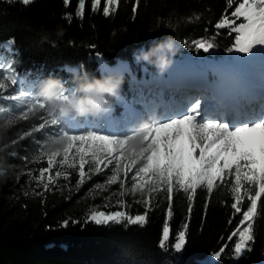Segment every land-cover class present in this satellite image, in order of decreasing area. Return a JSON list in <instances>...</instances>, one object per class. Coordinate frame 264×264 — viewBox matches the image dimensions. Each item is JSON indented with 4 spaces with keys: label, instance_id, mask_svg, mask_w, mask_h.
Instances as JSON below:
<instances>
[{
    "label": "trees",
    "instance_id": "1",
    "mask_svg": "<svg viewBox=\"0 0 264 264\" xmlns=\"http://www.w3.org/2000/svg\"><path fill=\"white\" fill-rule=\"evenodd\" d=\"M135 3L136 0H120L116 11L105 16L104 0L95 11L92 0H85L83 16L78 17L79 0H69L67 6L64 0H33L27 6L20 0H0V63L18 80L42 74L37 93L44 81L54 78L63 89L73 86L68 97L79 98L85 95L79 90L80 83L103 77L97 53L114 67L119 60L130 62L134 52L147 50L165 36L174 37L176 43L208 37L219 50L217 59L232 60L224 50L235 34L230 36L228 29L215 27L226 14L227 0H139L134 13ZM235 6L234 2L228 14ZM81 64L84 70L79 68ZM69 68L75 71L69 72ZM145 74H156V70L151 66ZM126 75L127 72L118 98L131 100ZM14 89L22 90L13 86L0 92V109L16 108V102L2 98ZM6 116L0 111V122ZM34 123L35 120L24 121L18 128L27 130ZM10 136L5 134L0 139V166L6 170V177L0 179V264H264V197L258 202V214L253 220L254 239L239 256L235 253L238 237L228 240L241 219V214H234L231 208L233 193L228 185L215 189L211 196L204 188L198 189L190 214L187 194L174 191L173 215L169 218L167 193L159 191L152 196L150 207L133 204L126 209L132 216L146 213L143 225H129L126 220L98 225L88 216V209L99 204L98 200L56 205L39 200L26 206L16 200L25 178L34 179L39 169L47 167V159L37 158L39 152L33 140L41 139L39 135L2 147L9 144ZM23 167L31 175L23 173ZM54 167L60 169L58 164ZM76 169H68L71 185L78 179ZM118 187L113 185L111 189ZM247 206L245 200L242 211ZM98 209L105 208L99 205ZM165 222L170 238L161 248L159 240ZM180 230L186 232V239L177 252L173 245ZM221 248L225 250L218 258L215 254Z\"/></svg>",
    "mask_w": 264,
    "mask_h": 264
},
{
    "label": "snow or ice",
    "instance_id": "2",
    "mask_svg": "<svg viewBox=\"0 0 264 264\" xmlns=\"http://www.w3.org/2000/svg\"><path fill=\"white\" fill-rule=\"evenodd\" d=\"M20 2L27 6L33 0ZM68 2L64 0L65 6ZM234 2L236 6L228 14V8H232ZM119 3L120 0H104L103 14L109 16L115 12ZM100 4L101 0H92V10L95 11ZM138 4L139 0H136L134 13ZM84 7L85 0H79L76 12L78 17L83 16ZM225 13L215 25L218 30L228 29L230 36L235 34L231 45L224 50L225 55L246 57L258 49H264V0H227ZM67 18L70 20L71 15ZM184 46L197 57H201V53L203 57H210L213 52L219 51L208 37L185 41ZM96 56L99 60V53ZM79 68L84 70L85 66L81 64ZM100 68L103 73L113 72L103 60H100ZM67 70L75 71L71 68ZM128 74V91H135L136 95L132 97V103L125 100L120 105L124 111L118 117L112 110L98 116L89 115L77 119L61 117L58 113L47 111L46 98L37 95L42 74L32 79L11 80L13 86H19L22 90L3 98L19 103L12 111L8 108L0 111L7 114L4 123L10 125L19 121H36L20 134V139L35 135L41 137L39 140L34 139L33 143L37 145L39 157H46L47 167L39 169L37 183H42L47 189L49 183H55V179L63 175L60 171L55 176L49 174L57 162L61 167L69 169L78 167L81 185L86 179H91V175L110 170L111 175L106 180L108 185L118 184L121 196L145 194L143 203L147 206H150L154 193L166 191L169 218L173 215L171 202L174 191L187 194L190 214L198 189L204 188L211 196L215 189L228 185L233 193L231 208L234 214H241L239 224L228 236V240L238 237L235 253L239 256L254 239L253 220L258 214V202L264 197V92L259 97H251L243 105L229 106L217 98L211 85L204 88L192 86L195 94L186 97L175 109L164 107L159 112L163 100L147 98L148 94L143 87L133 85L130 70ZM228 76L236 79V74L227 71H222L217 79L223 81ZM151 79L147 74L135 77L137 85ZM3 88L5 85L0 84V89ZM73 90V86L65 87L58 99L66 100ZM105 115L109 120L102 126L87 124L77 127L78 124L96 121ZM145 121L148 127L143 135V150L130 156L126 152L128 141ZM49 137H62L66 140L62 152L46 151L44 142ZM18 142L12 141L13 144ZM86 165L88 172L85 171ZM130 173L131 186L128 187ZM45 177L47 183L44 182ZM245 200L248 206L242 211ZM118 203L122 206L124 202L121 200ZM89 219L98 225L125 220L129 225H143L146 223V213L131 216L122 210L94 211ZM169 238L170 229L165 222L159 246L164 248ZM185 239L186 232L180 230L173 245L177 252L184 247ZM224 250L221 248L215 255L219 258Z\"/></svg>",
    "mask_w": 264,
    "mask_h": 264
},
{
    "label": "rangeland",
    "instance_id": "3",
    "mask_svg": "<svg viewBox=\"0 0 264 264\" xmlns=\"http://www.w3.org/2000/svg\"><path fill=\"white\" fill-rule=\"evenodd\" d=\"M176 45H177V50H176V54L173 57L172 65L163 74L166 75V73L167 74L172 73V74H174L175 80L178 79V77H181V78L183 77V79H184L185 77H188V74H189V77H188L189 82L190 81L192 82V80H195V82L197 84L198 83L202 84L203 82H205L206 75H207L206 69L208 66L205 64H202V63H204V62L207 63V61H209V59L215 58L217 56L218 51L213 52L210 57H200L198 59L194 58L193 62H191L190 57H195V56H193L191 53H189L185 49L184 43H176ZM144 50H146V49H144ZM199 59H201L200 63L202 64L200 66H198L199 64H197L198 63L197 61ZM120 61H122V60H119L118 62H120ZM195 61L197 62L196 64L194 63ZM118 62L114 67L109 66L105 62H104V64L107 66V68L112 69L113 72H120V73H123V75H125L126 72H128V70H130V71L132 69L135 70L136 74L134 75L132 83L134 86L143 87L141 85L142 82L139 85L136 84L135 77L137 75H143L146 72H148V69L152 65L135 62L134 61V55H133L132 60L130 62H128V61H126V62L123 61L120 63H118ZM225 62L226 63H224V64L240 65V66L247 65V64L251 65V63H254L253 66H255L256 68H257L256 64H259L264 68V63H261V62H264V49H258L246 57L232 56V60L227 59ZM98 63H99V72L102 76H106V75L113 73V72H109V73L101 72L100 62L98 61ZM0 65H3V64L0 63ZM208 72H209V68H208ZM156 74H158L157 71H156ZM245 74H246L245 70L243 69V74H242L243 80H245V78L248 77V76H245ZM262 74H263L262 80H258V82H252V81L251 82L257 83L259 86L264 85V77H263L264 71L262 72ZM13 78L14 77L8 71V67L6 65H3V67L0 68V84H4L5 88L0 89V92L6 88H9V90H10V88L13 87V85L11 84V80ZM232 81L234 82L233 79H232ZM126 83H127V88L129 89V83H130L129 74L126 78ZM246 83H248V82L246 81ZM233 84L234 83H232V88L235 86ZM237 85L238 84H236V86ZM226 88L227 87H225V89ZM18 91H20V90L14 89L11 94L10 93L9 94L4 93L3 97L6 95L16 94ZM131 93H132V96L136 95L135 91H133ZM189 95H191V94H185L184 97L186 98ZM169 97L172 100V104L170 105L169 102L168 103L166 102L164 107H171L172 109H175L177 105H181L182 102L185 100L184 98L176 99L174 94H170ZM131 101H132V98H131ZM16 103L18 104L19 102H16ZM115 105H120V104L118 102L117 104L115 103ZM163 109L160 108L159 112H162ZM75 115H76L75 112H73L67 116H62V117H68V118L70 117L72 119H76V118H74ZM82 116H89V115H82ZM6 118H7V116L4 117V119L0 122V124H3L4 121L6 120ZM108 120H109V118L107 117V115H105L104 117H102L100 119V121L99 120H96V121L89 120L88 122H84L83 124H78L77 127L87 126V124H96L97 126H102L104 124V122H107ZM22 122H24V121L16 122L14 125H11L7 129L5 134L11 135L10 136L11 140L9 141V144H7L6 146L3 145L2 147L5 148L9 145H12L13 140H18V141L20 140V134H22L25 131L23 128H18V125H20V123H22ZM121 127H122V124H121ZM37 158L41 159L39 157V154L37 155ZM57 164L59 165L58 162H57ZM68 169L69 168H67V167H61V166H60V169H57L56 167H54L49 174L55 176V173L57 171H60L63 173V175L59 178H56L55 183H49L47 189H45L43 187L42 183H37V179L39 177V174L37 176H35L34 179L25 178V182L23 184H21L19 189H18L19 195H18L16 200L22 206L34 204L36 201H39V200L42 202H46L50 205H56V204H60L62 202H67V201H69V202L73 201L74 203H83V202L88 201V200H90V201H97L98 200L100 202L99 204L92 205L88 209V216L89 217L92 214V212H94V211L111 212V211L122 210V211L126 212V209L131 208L133 204H139L140 206H144V207H150L151 206V202H150V206H147L143 203V200L145 198V194L137 193L136 195L128 194L126 196H121L120 195V187L111 189V186H113V185H108L106 183L107 177L109 175H111L110 170H106L105 172L100 173V174H96V175L90 174L91 179H86L85 183L83 185H81V184H79V175H78V167H77L76 175L78 176V179L76 180V182L74 184L71 185L69 183L70 172L68 171ZM29 171L30 170L25 169V167L22 168V172L25 174H28ZM85 171L88 172V165L85 166ZM131 175L132 174L130 173L129 174V180L127 183L128 187L131 186V180H130ZM65 176L67 178H65ZM44 182L47 183L46 177L44 179ZM97 185H99V187H97ZM152 196H155V193ZM16 200L13 201L10 209L13 208V205L16 203ZM121 200L124 202L122 206L119 205V203H118ZM99 205L103 206V208H105V209H103V210L98 209ZM128 215H130V214H128ZM14 217L22 218L21 216H17V215H14Z\"/></svg>",
    "mask_w": 264,
    "mask_h": 264
},
{
    "label": "clouds",
    "instance_id": "4",
    "mask_svg": "<svg viewBox=\"0 0 264 264\" xmlns=\"http://www.w3.org/2000/svg\"><path fill=\"white\" fill-rule=\"evenodd\" d=\"M177 45L175 38L165 36L163 39L153 43L147 50L140 49L134 52V61L152 65L158 74L165 73L173 62ZM126 62V61H125ZM120 63V62H118ZM124 75L120 72H113L102 78H93L79 84V90L85 93L77 98L75 95L69 96L66 100L58 99L63 90V85L58 79L48 78L43 82L37 95L45 97L47 111L59 113V116H67L73 112L76 115L98 116L112 109L114 101L120 96ZM11 125L0 124V139ZM148 125L143 122L136 134L128 141L126 152L132 155L134 152L143 150V135ZM46 151L50 153L62 152L66 140L62 137H49L45 142ZM6 146V145H5ZM6 177V170L0 166V179Z\"/></svg>",
    "mask_w": 264,
    "mask_h": 264
},
{
    "label": "bare ground",
    "instance_id": "5",
    "mask_svg": "<svg viewBox=\"0 0 264 264\" xmlns=\"http://www.w3.org/2000/svg\"><path fill=\"white\" fill-rule=\"evenodd\" d=\"M201 57H203V54L201 53ZM194 58H200V57H190L191 59V62H193ZM102 58L99 59V62ZM200 60L199 59L197 62L195 61L194 63L196 64H199L198 66L202 65V64H205L207 65V69H206V77H208L209 75V72H208V68H210L212 71L216 70L218 72V75L222 72V71H227V72H231V73H234L236 74L237 70H241V78H242V74H243V69L245 70V76H248L245 78V80L250 83L251 81L252 82H258V80H262V72L264 71V68L259 65V64H256L257 68L255 66H253L254 64L251 63V65H228V64H224L226 62L222 61V62H217L215 64L212 63V60L213 58L209 59V61H207V63H200ZM120 62H123V61H120ZM180 65V64H179ZM202 67V66H201ZM204 68V67H203ZM191 71V70H190ZM231 76H228L226 77L223 81H221V86H220V91H221V97H223L224 95H226L227 93H230L232 90H236L239 88L240 86V83H237V82H233L232 81V77L230 78ZM264 77V76H263ZM178 79H183V77H178ZM189 78L185 77L184 80L188 81ZM193 79V78H192ZM191 79V80H192ZM206 80V79H205ZM242 80V79H241ZM195 82V80H192ZM204 83V82H203ZM232 83H234L233 85L236 86L237 85V88H235V86L232 88ZM225 87H227L225 89ZM262 87H264V85H262Z\"/></svg>",
    "mask_w": 264,
    "mask_h": 264
}]
</instances>
